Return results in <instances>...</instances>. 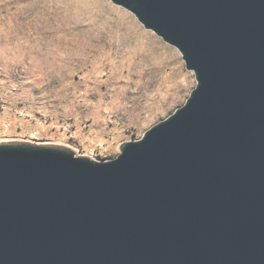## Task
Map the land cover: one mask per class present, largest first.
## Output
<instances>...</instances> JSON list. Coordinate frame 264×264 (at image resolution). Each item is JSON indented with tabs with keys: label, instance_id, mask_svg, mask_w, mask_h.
<instances>
[{
	"label": "water",
	"instance_id": "obj_1",
	"mask_svg": "<svg viewBox=\"0 0 264 264\" xmlns=\"http://www.w3.org/2000/svg\"><path fill=\"white\" fill-rule=\"evenodd\" d=\"M197 86L120 155L0 143V264H264V0H111Z\"/></svg>",
	"mask_w": 264,
	"mask_h": 264
},
{
	"label": "rangeland",
	"instance_id": "obj_2",
	"mask_svg": "<svg viewBox=\"0 0 264 264\" xmlns=\"http://www.w3.org/2000/svg\"><path fill=\"white\" fill-rule=\"evenodd\" d=\"M196 86L180 51L111 0H0V143L111 161Z\"/></svg>",
	"mask_w": 264,
	"mask_h": 264
}]
</instances>
